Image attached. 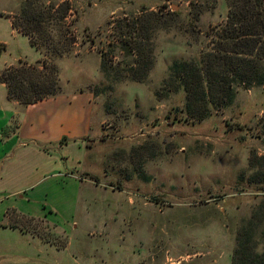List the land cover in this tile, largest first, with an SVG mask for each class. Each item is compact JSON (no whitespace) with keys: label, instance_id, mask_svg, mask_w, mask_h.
<instances>
[{"label":"rangeland","instance_id":"374dc122","mask_svg":"<svg viewBox=\"0 0 264 264\" xmlns=\"http://www.w3.org/2000/svg\"><path fill=\"white\" fill-rule=\"evenodd\" d=\"M25 1L3 14L22 28L29 24ZM31 2L43 13L67 5L43 15L32 48L23 33L27 40L15 44L0 20V38L9 42L8 49L0 44V63L7 61L0 71L25 66L49 75L54 67L57 91L44 99L90 96L91 133L85 147L70 140L62 155L55 153L62 174L28 187L32 161L5 182L0 264H230L237 229L264 199L260 185L248 182L264 171V86L235 85L229 105L209 104L195 119L169 75L172 63L197 61L207 50L227 0ZM145 27L152 67L137 81L135 53L126 44L147 40ZM18 48L21 58L12 60ZM4 86L6 99L19 103L9 118L14 130L25 104L8 99Z\"/></svg>","mask_w":264,"mask_h":264},{"label":"trees","instance_id":"16d2710c","mask_svg":"<svg viewBox=\"0 0 264 264\" xmlns=\"http://www.w3.org/2000/svg\"><path fill=\"white\" fill-rule=\"evenodd\" d=\"M193 3L195 0H191L190 4ZM227 3L229 9L226 18L209 30V46L200 53L199 59L174 62L169 68V75L185 92V108L187 116L191 118L200 119L209 104L216 107L229 105L235 85L246 88L264 86V0H227ZM65 4L61 3L55 9L53 5L47 7L43 13L35 11L31 0H26L23 7L29 24L22 28L20 23L18 25L12 21V27L28 35L30 44L35 46L36 41L32 40L31 35L36 31L43 32V15L46 14V18L55 16L52 10L57 12ZM66 11H63L61 18H65ZM147 27V40L143 38L141 43L134 37L132 42L126 44V52L133 50L135 53L136 68L132 72V80L141 81L152 67V49L148 41L150 31ZM42 42L46 47L57 49V45L53 46L46 40ZM145 44L149 46L145 47ZM56 79L54 67H50L49 75L37 68L25 66L0 71V82L6 85L8 99L25 105L54 95L57 91ZM65 140L62 138L59 142L63 144ZM90 178L97 180L95 176ZM248 182L260 185L258 189L264 194L263 170L252 175ZM230 264H264V199L251 217L237 229L236 246Z\"/></svg>","mask_w":264,"mask_h":264},{"label":"crops","instance_id":"0c3cea01","mask_svg":"<svg viewBox=\"0 0 264 264\" xmlns=\"http://www.w3.org/2000/svg\"><path fill=\"white\" fill-rule=\"evenodd\" d=\"M0 2V20L8 26L9 34L15 39V44L22 45V38L26 39V37L12 27L10 16L3 15L7 11H15L21 0H12L10 4L5 5L4 0H0ZM0 44L8 49V40L0 38ZM28 44L32 48V45ZM21 55L22 53L18 48L11 59L18 60ZM3 56V52H1L0 58ZM6 62L0 63V67ZM4 88V83H0V195L6 192L7 185L5 182L11 180V176H19L21 166L27 162L33 161L32 165L26 166V168H29V171L32 170L31 173L34 175L32 180L26 184L28 187L42 181L48 173L56 172L52 175L62 174L66 168H63L58 155L55 153L62 155L63 147L70 140L76 141L77 144L80 142L81 147L82 145L85 147L84 138L91 133L92 107L91 98L86 94L60 93L54 98L42 99L23 106L22 110L19 111L17 125L13 130L9 128L11 121L9 118H16L15 107L19 103L8 101L5 97ZM62 138H66L63 144L59 142ZM51 146L53 147L51 148ZM20 153L26 155L27 158L21 159ZM36 158L41 160L36 161ZM29 171L24 172L27 178H29ZM22 189L21 187L13 188L11 193L16 195Z\"/></svg>","mask_w":264,"mask_h":264}]
</instances>
